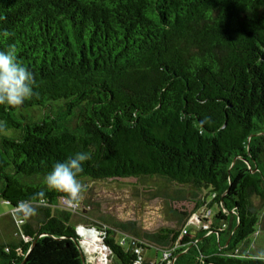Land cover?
<instances>
[{
  "label": "trees",
  "instance_id": "trees-1",
  "mask_svg": "<svg viewBox=\"0 0 264 264\" xmlns=\"http://www.w3.org/2000/svg\"><path fill=\"white\" fill-rule=\"evenodd\" d=\"M10 45L36 87L0 105V264H89L79 201L44 184L80 151L79 181L178 193L161 194L178 229L92 226L112 263L156 264L154 248L170 252L159 264H264L248 251L264 225V0H0ZM21 200L36 214H17ZM200 212L207 227L182 233Z\"/></svg>",
  "mask_w": 264,
  "mask_h": 264
},
{
  "label": "rangeland",
  "instance_id": "rangeland-1",
  "mask_svg": "<svg viewBox=\"0 0 264 264\" xmlns=\"http://www.w3.org/2000/svg\"><path fill=\"white\" fill-rule=\"evenodd\" d=\"M79 182L83 185V190L76 198L79 205L75 207L72 221L76 225L78 234L82 229L81 226L90 229L86 230V233L96 234L94 250H89L84 245L85 237L80 234V247L89 264H114L100 249V233L93 231V227H102L106 223L132 221L138 231L142 232H154L160 228H179L176 226V221L167 213L165 201L161 195L163 193L174 196L178 193L174 186L161 179H143L135 186L92 180ZM181 191L184 195L191 196L189 190ZM3 210L10 212L12 209L8 204L0 201V214ZM201 218H205L202 212L188 220L184 228L191 234H194L199 226L206 228L207 224L197 221ZM248 251L251 255L264 253V225H261L251 236ZM143 255L149 263H160L161 251L159 250L149 248Z\"/></svg>",
  "mask_w": 264,
  "mask_h": 264
},
{
  "label": "clouds",
  "instance_id": "clouds-1",
  "mask_svg": "<svg viewBox=\"0 0 264 264\" xmlns=\"http://www.w3.org/2000/svg\"><path fill=\"white\" fill-rule=\"evenodd\" d=\"M36 82L32 72L17 58V49L10 45L7 50L0 51V105L19 108L24 102L33 97ZM3 122L0 121V127ZM90 159L87 152H76L63 162H57L52 170L44 177L47 189L66 193L69 198L76 199L83 190L78 176L83 171L84 162ZM43 203L45 192L37 194ZM16 213L24 217L35 215L37 209L30 200L18 202ZM254 259H264L261 253Z\"/></svg>",
  "mask_w": 264,
  "mask_h": 264
},
{
  "label": "built area",
  "instance_id": "built-area-1",
  "mask_svg": "<svg viewBox=\"0 0 264 264\" xmlns=\"http://www.w3.org/2000/svg\"><path fill=\"white\" fill-rule=\"evenodd\" d=\"M73 207H74V205H73ZM208 213H209V211H207L205 215L207 216ZM182 232L185 233V228H183ZM169 257H170V252L169 251L162 252V255H161L162 260H169Z\"/></svg>",
  "mask_w": 264,
  "mask_h": 264
},
{
  "label": "water",
  "instance_id": "water-1",
  "mask_svg": "<svg viewBox=\"0 0 264 264\" xmlns=\"http://www.w3.org/2000/svg\"><path fill=\"white\" fill-rule=\"evenodd\" d=\"M84 230H90V229H88V228H86V227H83V226H81ZM93 231H96V230H94V229H92ZM82 257H83V259H84V254H83V252H82Z\"/></svg>",
  "mask_w": 264,
  "mask_h": 264
},
{
  "label": "crops",
  "instance_id": "crops-1",
  "mask_svg": "<svg viewBox=\"0 0 264 264\" xmlns=\"http://www.w3.org/2000/svg\"><path fill=\"white\" fill-rule=\"evenodd\" d=\"M7 212H8L7 210H3V211H2V214L7 213ZM0 215H1V214H0Z\"/></svg>",
  "mask_w": 264,
  "mask_h": 264
}]
</instances>
